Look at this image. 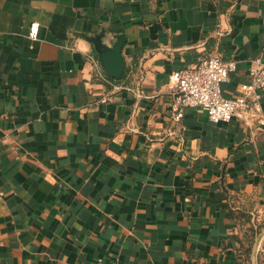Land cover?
I'll return each instance as SVG.
<instances>
[{"label": "crops", "instance_id": "0c3cea01", "mask_svg": "<svg viewBox=\"0 0 264 264\" xmlns=\"http://www.w3.org/2000/svg\"><path fill=\"white\" fill-rule=\"evenodd\" d=\"M263 18L264 0H0V264H264V130L178 118L171 82L218 56L237 96ZM99 35L124 36L120 79Z\"/></svg>", "mask_w": 264, "mask_h": 264}, {"label": "built area", "instance_id": "2783aa9c", "mask_svg": "<svg viewBox=\"0 0 264 264\" xmlns=\"http://www.w3.org/2000/svg\"><path fill=\"white\" fill-rule=\"evenodd\" d=\"M32 32L36 33L37 29L32 28ZM236 68L234 61L213 56L173 72L171 82L177 117H181L186 108L200 107L212 123H229L239 118L254 121L264 130V59L252 61L249 83L240 85L237 96L227 97L222 85L230 80Z\"/></svg>", "mask_w": 264, "mask_h": 264}, {"label": "water", "instance_id": "95a60500", "mask_svg": "<svg viewBox=\"0 0 264 264\" xmlns=\"http://www.w3.org/2000/svg\"><path fill=\"white\" fill-rule=\"evenodd\" d=\"M112 46L104 44L103 36L87 37L95 45L99 59L103 64L107 75L114 79H120L124 72V62L122 58V47L124 36L118 35Z\"/></svg>", "mask_w": 264, "mask_h": 264}, {"label": "trees", "instance_id": "16d2710c", "mask_svg": "<svg viewBox=\"0 0 264 264\" xmlns=\"http://www.w3.org/2000/svg\"><path fill=\"white\" fill-rule=\"evenodd\" d=\"M262 226H258V229H259V231H260V228H261ZM250 231H252L253 232V230H250ZM258 231V230H257ZM254 232H256V230H254Z\"/></svg>", "mask_w": 264, "mask_h": 264}]
</instances>
